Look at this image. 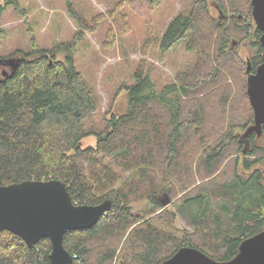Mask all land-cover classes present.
<instances>
[{
	"label": "trees",
	"instance_id": "16d2710c",
	"mask_svg": "<svg viewBox=\"0 0 264 264\" xmlns=\"http://www.w3.org/2000/svg\"><path fill=\"white\" fill-rule=\"evenodd\" d=\"M211 1L228 21L213 17L208 0H187V13L143 45L146 56L186 40L192 69L159 91L141 62L127 115L105 119L99 130L90 125L96 101L71 55L60 61L33 45L31 53L0 57V187L57 180L77 205L112 203L92 228L65 234L73 264H163L182 248L224 263L264 232V126L261 136L243 138L254 124L247 66L255 73L263 62L262 33L251 0ZM167 2L123 1L149 20ZM110 13L119 23L123 14ZM89 136L96 146L83 148ZM167 200L194 223L191 232L176 228ZM145 201L152 207L133 214L132 205ZM0 250V264H52L48 239L29 249L3 231Z\"/></svg>",
	"mask_w": 264,
	"mask_h": 264
},
{
	"label": "rangeland",
	"instance_id": "374dc122",
	"mask_svg": "<svg viewBox=\"0 0 264 264\" xmlns=\"http://www.w3.org/2000/svg\"><path fill=\"white\" fill-rule=\"evenodd\" d=\"M123 1L0 0V57L31 53L33 45L56 51L60 61L71 55L96 101L97 110L90 125L99 130L105 119L127 115L130 89L137 84L135 74L141 62H146L159 91L173 84L179 72L191 70L196 62L195 55L186 50V40H180L165 53L150 51L144 56L142 52L149 34L159 36L179 12L187 13V0H168L150 20L135 15ZM208 3L213 17L228 21L229 17L220 16L211 0ZM112 9L123 14L119 23L113 20ZM64 45L70 47L64 49ZM239 51L246 58L251 49L244 45ZM95 146V136L82 142L83 148ZM152 205L150 201L133 204L132 212L142 213ZM163 206L177 214L175 224L180 232L193 230L194 223L179 205L167 200Z\"/></svg>",
	"mask_w": 264,
	"mask_h": 264
},
{
	"label": "water",
	"instance_id": "95a60500",
	"mask_svg": "<svg viewBox=\"0 0 264 264\" xmlns=\"http://www.w3.org/2000/svg\"><path fill=\"white\" fill-rule=\"evenodd\" d=\"M251 6L257 29L262 33L263 62L255 73L250 72L249 63L247 66V94L254 124L243 138L253 133L261 136L264 126V0H251ZM8 65L12 71L17 68L14 60ZM111 209L110 201L98 206L75 204L61 181H26L0 187V232L20 237L29 249L48 239L52 245L51 263L73 264V257L63 244L65 234L92 228ZM163 264H264V232L244 241L239 254L229 262H216L198 250L182 248Z\"/></svg>",
	"mask_w": 264,
	"mask_h": 264
},
{
	"label": "flooded vegetation",
	"instance_id": "af4514ba",
	"mask_svg": "<svg viewBox=\"0 0 264 264\" xmlns=\"http://www.w3.org/2000/svg\"><path fill=\"white\" fill-rule=\"evenodd\" d=\"M220 16H221V13H220Z\"/></svg>",
	"mask_w": 264,
	"mask_h": 264
},
{
	"label": "bare ground",
	"instance_id": "6f19581e",
	"mask_svg": "<svg viewBox=\"0 0 264 264\" xmlns=\"http://www.w3.org/2000/svg\"><path fill=\"white\" fill-rule=\"evenodd\" d=\"M208 74V73H207Z\"/></svg>",
	"mask_w": 264,
	"mask_h": 264
}]
</instances>
